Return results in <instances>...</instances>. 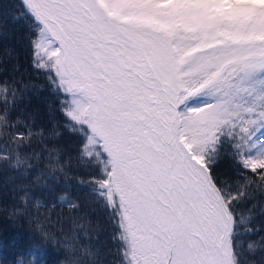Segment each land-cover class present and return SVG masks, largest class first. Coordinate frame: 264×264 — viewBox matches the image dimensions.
<instances>
[{"label":"snow or ice","instance_id":"snow-or-ice-1","mask_svg":"<svg viewBox=\"0 0 264 264\" xmlns=\"http://www.w3.org/2000/svg\"><path fill=\"white\" fill-rule=\"evenodd\" d=\"M0 264H264V0H0Z\"/></svg>","mask_w":264,"mask_h":264},{"label":"trees","instance_id":"trees-1","mask_svg":"<svg viewBox=\"0 0 264 264\" xmlns=\"http://www.w3.org/2000/svg\"><path fill=\"white\" fill-rule=\"evenodd\" d=\"M69 193H72V189L69 188ZM78 194V192L76 193ZM73 198L72 194H70L67 199L71 200ZM56 203V207L55 209L53 210L55 213H69L71 210L68 208L67 204L66 203H63L59 200V198H57V200L55 201ZM110 231V230H109ZM107 235V234H106ZM112 251L114 252L115 251V246L114 245H110ZM110 258V257H109Z\"/></svg>","mask_w":264,"mask_h":264}]
</instances>
